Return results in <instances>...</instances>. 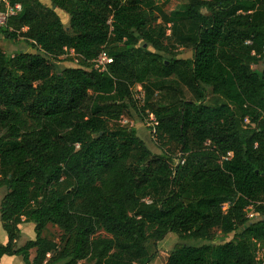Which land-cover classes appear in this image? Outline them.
<instances>
[{"label": "trees", "instance_id": "1", "mask_svg": "<svg viewBox=\"0 0 264 264\" xmlns=\"http://www.w3.org/2000/svg\"><path fill=\"white\" fill-rule=\"evenodd\" d=\"M48 1L6 0L21 9L0 27L25 46L0 47V261L150 264L173 234L165 264L261 263L264 0ZM102 52L103 71L92 63ZM65 55L77 65L61 67ZM133 110L154 116L172 150L150 151ZM26 223L35 238L15 248ZM47 225L61 232L57 252Z\"/></svg>", "mask_w": 264, "mask_h": 264}, {"label": "rangeland", "instance_id": "2", "mask_svg": "<svg viewBox=\"0 0 264 264\" xmlns=\"http://www.w3.org/2000/svg\"><path fill=\"white\" fill-rule=\"evenodd\" d=\"M2 1V0H0ZM44 5L49 6V1L48 0H40ZM57 14L59 15V17L62 19V22L64 25H67L68 23V16L56 11ZM169 34V31L167 32V35ZM0 47L3 48L5 50L6 53H10V51H12L13 49L16 48H21V49H25V46L22 44L21 41L19 42H15V43H10V45H8V43H5L2 39V37L0 36ZM150 52L154 53V51L150 48H147ZM106 52V51H105ZM140 60H142V62L140 63V67H144V66H148L151 67L152 66V61L148 56L144 55L143 51H140ZM70 54V53H69ZM176 59H189L192 57V51L190 49H185V48H177L175 50H172L171 53ZM69 55H65L61 58L59 65L61 67H75L77 65L76 61L74 60L73 62H69L68 60L64 59L65 57L68 58ZM171 56V55H170ZM264 63V60H263ZM253 69H255L257 72L261 70V66L257 65V66H252ZM137 86L132 88V92H133V97L137 102L138 107L143 105L144 100H146V95L145 92H143L141 86L140 89L141 91H137ZM187 97L190 98L191 94L190 92L187 94ZM152 99L156 100V99H160L157 95V93L155 92ZM148 111H144L143 113L141 111H132V118L130 119V122L132 124L133 129L136 132V135L141 138L144 143L146 144V146L150 149L151 152H153L154 154H160L164 151L167 150H172V147L165 146L162 145L161 142H159L158 140H156V136L153 137V135H150L149 133V129L147 126L148 123V118H146L145 114ZM174 154H170V156L172 157L173 162L176 164L178 162V157H179V153L175 154V151H173ZM4 193V190H0V200L2 198V195ZM245 216L247 218H251L252 216H254V213H252V208L248 207L246 209L245 212ZM20 237L15 241V248L21 247L25 244L26 241L28 240H33L35 238V233H34V227H32L31 225H27V224H23L20 226ZM98 234H101L102 236H106L103 232H98ZM5 232L2 230L1 228V223H0V240H3V244L6 243L5 240ZM46 241L53 245L54 247L56 246L55 250L56 252L58 250H60L61 245H62V241L60 240L61 237V232L52 225H47L45 231L43 232L42 235ZM232 235H229L227 237H224L226 240L231 239ZM220 238H223L221 234L216 233L214 236L215 240H219ZM178 242V239L175 235L173 234H168L161 242H158L156 245V256L155 258L152 260V262L150 264H165L167 257L171 251V249L173 248L174 244ZM195 245L197 244H201V242H196L194 243ZM259 251L257 253V258H263V263H264V243L261 244V246L259 247ZM35 255V250H30L29 251V257L30 259H32ZM50 254L47 255V257H49ZM262 262V261H261ZM0 264H23L22 260L20 257H3L2 260L0 261ZM81 264V263H78Z\"/></svg>", "mask_w": 264, "mask_h": 264}, {"label": "built area", "instance_id": "3", "mask_svg": "<svg viewBox=\"0 0 264 264\" xmlns=\"http://www.w3.org/2000/svg\"><path fill=\"white\" fill-rule=\"evenodd\" d=\"M4 3V10L0 11V27L5 26V21L10 17V16H15L21 9L19 4H16L15 6H9L6 0H2ZM112 59L105 54L104 52L100 53L95 60L92 61L93 66L95 69H99L101 71L105 70V66L111 64ZM137 91H141L140 87L137 86ZM122 123H126L125 120L122 121ZM157 125L156 120L152 114L148 115V123L147 126L149 128V132L151 135L154 136L155 133V126ZM76 148H78V145H75ZM253 213V211H252ZM259 262L263 261L261 258H257ZM259 264H264V263H259Z\"/></svg>", "mask_w": 264, "mask_h": 264}, {"label": "crops", "instance_id": "4", "mask_svg": "<svg viewBox=\"0 0 264 264\" xmlns=\"http://www.w3.org/2000/svg\"><path fill=\"white\" fill-rule=\"evenodd\" d=\"M27 225H31L32 227H34V225L33 224H31V223H26ZM23 225V224H22ZM25 225V224H24ZM3 240L4 239H2V240H0V242L3 244ZM5 240H6V236H5ZM5 258H6V256H4ZM3 258V257H2ZM8 258H10V257H8ZM2 260V259H1Z\"/></svg>", "mask_w": 264, "mask_h": 264}]
</instances>
